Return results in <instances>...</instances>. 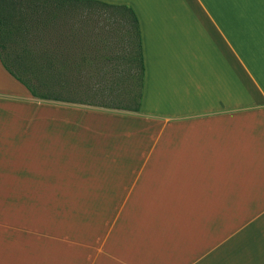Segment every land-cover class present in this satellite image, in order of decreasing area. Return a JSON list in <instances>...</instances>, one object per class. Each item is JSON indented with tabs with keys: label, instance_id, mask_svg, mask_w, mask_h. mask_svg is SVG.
<instances>
[{
	"label": "crops",
	"instance_id": "0c3cea01",
	"mask_svg": "<svg viewBox=\"0 0 264 264\" xmlns=\"http://www.w3.org/2000/svg\"><path fill=\"white\" fill-rule=\"evenodd\" d=\"M0 264H264V0H0Z\"/></svg>",
	"mask_w": 264,
	"mask_h": 264
},
{
	"label": "trees",
	"instance_id": "16d2710c",
	"mask_svg": "<svg viewBox=\"0 0 264 264\" xmlns=\"http://www.w3.org/2000/svg\"><path fill=\"white\" fill-rule=\"evenodd\" d=\"M97 3H100V1H97ZM125 61H127L128 65V70L126 68L124 69L125 74L122 76H116L114 74L110 79L113 86L110 87L109 90L104 91L98 89L95 91L89 99L92 104L108 108L132 111L139 110L144 75L143 58L139 41L137 49L135 50V55H131L130 58ZM2 64L16 79L29 89L34 97L46 98L51 95V93L42 92L41 90V60L30 61V64L27 65L24 64V61H17L18 70L13 68L9 62L3 58ZM115 70L120 71L121 69L115 68ZM96 81L99 83L102 82L103 79L100 75H97ZM120 82L126 84L123 91L118 90L117 87L114 86ZM54 96L57 95L54 94Z\"/></svg>",
	"mask_w": 264,
	"mask_h": 264
}]
</instances>
